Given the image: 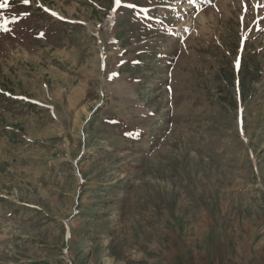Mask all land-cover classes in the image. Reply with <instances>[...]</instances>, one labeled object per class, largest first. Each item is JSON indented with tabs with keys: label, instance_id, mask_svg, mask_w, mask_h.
<instances>
[{
	"label": "rangeland",
	"instance_id": "1",
	"mask_svg": "<svg viewBox=\"0 0 264 264\" xmlns=\"http://www.w3.org/2000/svg\"><path fill=\"white\" fill-rule=\"evenodd\" d=\"M0 5V264H264V0Z\"/></svg>",
	"mask_w": 264,
	"mask_h": 264
},
{
	"label": "snow or ice",
	"instance_id": "2",
	"mask_svg": "<svg viewBox=\"0 0 264 264\" xmlns=\"http://www.w3.org/2000/svg\"><path fill=\"white\" fill-rule=\"evenodd\" d=\"M23 2L27 4L29 0H23ZM115 3L119 5L121 3V0H115ZM129 7H131V5H129Z\"/></svg>",
	"mask_w": 264,
	"mask_h": 264
},
{
	"label": "trees",
	"instance_id": "3",
	"mask_svg": "<svg viewBox=\"0 0 264 264\" xmlns=\"http://www.w3.org/2000/svg\"><path fill=\"white\" fill-rule=\"evenodd\" d=\"M130 15V14H129Z\"/></svg>",
	"mask_w": 264,
	"mask_h": 264
}]
</instances>
